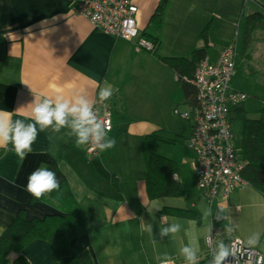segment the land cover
Segmentation results:
<instances>
[{
  "label": "crops",
  "instance_id": "crops-1",
  "mask_svg": "<svg viewBox=\"0 0 264 264\" xmlns=\"http://www.w3.org/2000/svg\"><path fill=\"white\" fill-rule=\"evenodd\" d=\"M162 1L132 0L138 8L141 34L161 41L156 56L137 53L134 43L96 29L75 13L76 0H0V238L21 211H26L28 219L59 214L50 205L33 204L29 191L30 176L56 162L48 127L62 130L58 137L71 143L70 149L57 150L56 157L91 228L90 234L71 242L70 257H61L48 242L38 240L22 254L11 252L9 264L21 255L29 264L168 261L167 256L155 257L144 241L157 221L160 226L166 224L149 218L151 206L155 211L161 204L157 203L160 198L152 200L147 193L142 145L146 137H163L161 133L181 139L182 123L173 111L186 103L178 75L160 58L191 59L202 50L203 57L215 63L221 51L236 42L240 49L237 66L264 81V37L255 40L259 38L256 32L264 34L260 23L251 25V38L243 33L240 47L241 34L236 31L246 27L250 16L264 15V0H167L163 23L157 26L153 17ZM147 78H153L159 88L148 91ZM99 101L112 109L113 130L102 155L91 157L86 153L82 119ZM191 133L192 127L187 141ZM178 146L172 147L169 159L177 165L175 181L183 186L185 196L184 169L194 172L195 155L187 161L176 152ZM200 199L189 205L202 219ZM217 202L208 203L213 207ZM166 208L160 207L158 214L164 216ZM215 224L212 216L204 241L212 227L223 230ZM182 226L173 225V236ZM178 244L182 249V241ZM176 245L174 240L168 246L174 249ZM179 254L183 255L179 263L207 264L206 249Z\"/></svg>",
  "mask_w": 264,
  "mask_h": 264
},
{
  "label": "built area",
  "instance_id": "built-area-1",
  "mask_svg": "<svg viewBox=\"0 0 264 264\" xmlns=\"http://www.w3.org/2000/svg\"><path fill=\"white\" fill-rule=\"evenodd\" d=\"M75 13L104 34L134 43L137 53H151L155 49L151 41L141 37L136 19L138 8L132 0H76ZM238 55L235 42L221 51L217 62L202 59L192 81L198 104L191 107L190 112L174 110L175 115L193 124L187 146L195 154L193 169L197 187L211 205L227 201L238 189L248 185L242 177L248 162L236 150L231 123L233 109L249 98L246 93L231 88ZM112 130V109L106 101H99L82 119L86 153L91 157L101 156L106 137ZM174 180H178L176 174ZM224 237L223 230L212 227L205 238L207 264H264V255L258 250L238 238L226 241ZM160 264L184 263L164 261Z\"/></svg>",
  "mask_w": 264,
  "mask_h": 264
},
{
  "label": "trees",
  "instance_id": "trees-1",
  "mask_svg": "<svg viewBox=\"0 0 264 264\" xmlns=\"http://www.w3.org/2000/svg\"><path fill=\"white\" fill-rule=\"evenodd\" d=\"M166 2L167 0L162 1L153 17L157 26L163 23ZM247 21L244 30L246 39L251 38L256 22H259L264 30L263 14H254ZM141 37L154 44L155 49L151 53L157 56L160 39L148 33L141 34ZM203 53L202 50L196 51L191 59L159 57L160 62L178 75L185 103L191 107L198 104L197 92L192 81L198 64L204 59ZM231 123L236 137V150L239 156L248 162L242 177L251 188L264 196V106L256 111L248 109L245 103L237 106L233 109ZM46 129L53 139L52 154L56 162L53 165L44 166L37 174L30 176L29 191L33 204L50 205L56 208L59 214L43 219H28L26 211H21L0 238V264H9L8 255L11 252L22 254L30 244L38 240L48 242L61 257H70L71 242L90 234L91 228L86 210L75 199L68 181L59 169V158L56 157L57 150L62 152L68 150L71 148V143L65 144L58 137L62 130L54 127ZM160 143H170V141L159 135H151L145 138L142 145V154L147 167L148 196L152 200L184 196L183 186L174 180L177 165L171 159L158 154L157 147ZM164 212L182 218H192L198 214L194 211L195 215H191L180 208H166ZM12 264H29V262L21 255Z\"/></svg>",
  "mask_w": 264,
  "mask_h": 264
},
{
  "label": "rangeland",
  "instance_id": "rangeland-1",
  "mask_svg": "<svg viewBox=\"0 0 264 264\" xmlns=\"http://www.w3.org/2000/svg\"><path fill=\"white\" fill-rule=\"evenodd\" d=\"M245 28L246 27L243 25L242 28H236V31L241 34L239 37V47ZM256 33H258L259 38H256L255 40L258 42L262 41L260 37H264V34L259 32ZM239 51L240 49H238V54ZM249 71L250 73H253L252 70L249 69ZM260 77L261 76L258 75H249L247 72H245L244 67L238 64L236 73L231 81L232 89L246 93L249 96L245 102V105L250 110L256 111L261 109L263 106L264 81L260 80ZM134 84H137V82L133 83L131 88L134 87ZM145 86H147L148 91L153 88L155 90L159 88V84L153 83V78H147ZM178 111L180 113L190 112L191 106L181 102L179 104ZM173 115L177 117L176 119L179 122L182 123V137L181 139H178L173 138L171 135L161 133L163 137L166 136L165 138L168 139L170 143H160L157 147L158 154L162 157L170 158L169 154L172 151V147L179 145V149L176 152L182 157H185V159L188 161L189 158H191V156L194 154L192 150L187 148L188 146L186 140L189 136V133L191 132V127L193 124L190 121L181 120V118L175 114ZM177 141L178 143H176ZM184 146L185 149L182 148ZM180 149L182 151H179ZM183 178L186 189L184 197H186V200H183L184 197L179 199L160 198L157 203L161 204V208H184V210H186L191 215H195L194 210L190 208L189 202L191 203V201H195L196 198H201L200 201L204 207L202 209L200 208L202 219L200 215L192 216V218L173 216L165 213V209L162 211L164 214L163 216L158 214L160 207L157 210L152 211L153 206H151L149 211L152 215L149 216V218L152 220L155 219V221L160 220L162 225L166 224L165 226H160L159 222L157 221V226L146 232L144 241L146 244H148L150 249L154 251L155 257L160 256L159 258H161L167 256L168 261L175 260L176 262H183V259H181L183 255L179 254L181 250L185 254L186 250L192 251V253H197L206 249L207 253V247L203 238L206 231L208 232L207 226L211 225L212 216L216 222L215 225L221 227L225 231L224 240L227 241L229 239L238 238L242 240L246 246L254 248L264 255V196L247 185L244 188L238 189L230 196L227 201L217 202L213 207H211L210 204L203 199L202 193L197 188L196 175L194 172H192L191 168L185 167ZM222 203L227 205L223 206L221 205ZM218 205L223 207L219 210ZM199 220H202V227L199 224ZM177 223H182L183 226L175 237L171 233V229L173 225H176ZM196 227H199V229ZM174 240H176L177 245L174 247V249H171L168 245ZM179 241H182V249L179 247Z\"/></svg>",
  "mask_w": 264,
  "mask_h": 264
}]
</instances>
